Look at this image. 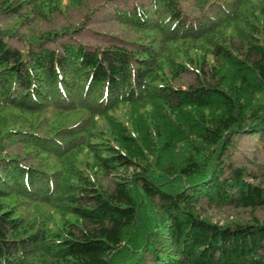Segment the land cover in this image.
<instances>
[{"label": "trees", "instance_id": "1", "mask_svg": "<svg viewBox=\"0 0 264 264\" xmlns=\"http://www.w3.org/2000/svg\"><path fill=\"white\" fill-rule=\"evenodd\" d=\"M89 3L0 0V264H264V163L231 155L264 153V0L116 9L105 47L18 33Z\"/></svg>", "mask_w": 264, "mask_h": 264}, {"label": "rangeland", "instance_id": "2", "mask_svg": "<svg viewBox=\"0 0 264 264\" xmlns=\"http://www.w3.org/2000/svg\"><path fill=\"white\" fill-rule=\"evenodd\" d=\"M147 1L148 0H90L89 6L92 9L91 11L85 9L87 12L84 14L74 10L64 11L63 14L55 13L50 17L49 22L46 20H35V22L23 24L18 33L32 31L40 33L52 29L60 30L62 27H79L83 24V29L75 36V38L83 44L99 47L119 44V41L110 37L115 36L116 38L122 39L125 36L122 29L111 20L112 13H114L116 9H132L135 5H141ZM183 5L185 7L184 9L189 13L194 10V7L189 1H185ZM11 22V18L6 15L0 17V27L7 24L10 25ZM8 40L14 48L20 50H22L25 45V41L19 36L9 38ZM235 141L236 145L233 147L231 155L238 165H245L250 168L254 167L252 162L264 163V153L260 151L259 145L255 139L241 137ZM209 214L215 221H223L228 217L239 216V211L227 210L226 212H210Z\"/></svg>", "mask_w": 264, "mask_h": 264}]
</instances>
